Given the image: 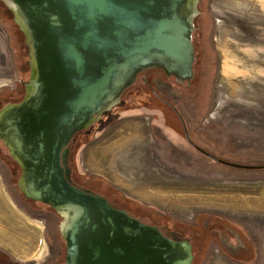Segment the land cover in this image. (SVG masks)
Wrapping results in <instances>:
<instances>
[{
  "label": "rangeland",
  "instance_id": "rangeland-1",
  "mask_svg": "<svg viewBox=\"0 0 264 264\" xmlns=\"http://www.w3.org/2000/svg\"><path fill=\"white\" fill-rule=\"evenodd\" d=\"M196 9L192 41L199 97L198 103L184 101L181 106L192 126L190 135L226 162L264 166V0H197ZM12 17L0 8L1 88L17 87L28 73L25 50L16 52V42L24 38L14 32ZM12 33L17 56L10 63ZM10 72L13 78H8ZM136 88L131 87L129 96L124 93L126 103L118 115L72 144L74 173L94 174L88 166V159L99 166L98 157L90 158L93 148L114 146L112 161L118 163L103 164L104 172L99 171H115L114 186L127 203L164 217L183 234L174 235L191 243L195 264H264V168L234 167L200 155L185 141L176 118L167 110L158 112ZM81 177L76 179L83 184L93 180ZM13 182L0 173V193L42 227L44 256L30 264H64L63 218L53 217V210L40 202H32L31 209L19 204L21 191ZM5 257L0 251V264H10Z\"/></svg>",
  "mask_w": 264,
  "mask_h": 264
},
{
  "label": "water",
  "instance_id": "water-1",
  "mask_svg": "<svg viewBox=\"0 0 264 264\" xmlns=\"http://www.w3.org/2000/svg\"><path fill=\"white\" fill-rule=\"evenodd\" d=\"M4 1L28 49L30 77L22 105H37L42 97L47 105V136L63 134L64 138L44 140V132L35 143L32 136L14 142L2 137L15 148L12 151L25 149L29 158L18 180L19 190L27 198L50 204L63 218L65 264H191L189 241L165 244L156 226L144 225L125 210L112 208L101 195L70 185L67 156L70 137L94 118L90 116L82 126L72 124L85 114L84 123L90 111L100 115L108 110L137 71L170 58L190 67L197 0H166L171 15L158 22L149 14L157 16L155 5L163 0ZM42 7L49 8L45 24L36 15ZM61 25L64 28L58 29ZM60 97L64 101L61 108ZM13 107L7 105L0 111L1 129ZM60 109L65 113L58 116ZM61 150L65 170L60 164ZM207 155L234 167H264L235 165Z\"/></svg>",
  "mask_w": 264,
  "mask_h": 264
},
{
  "label": "flooded vegetation",
  "instance_id": "flooded-vegetation-1",
  "mask_svg": "<svg viewBox=\"0 0 264 264\" xmlns=\"http://www.w3.org/2000/svg\"><path fill=\"white\" fill-rule=\"evenodd\" d=\"M155 6H156V10L158 11V15L154 16L153 14H149L152 21L158 22L159 20L169 18V16L171 15V12L169 10H167L169 4L166 2V0L161 1L160 4L156 3ZM0 8H1L2 12H4L6 15H8V16L11 14L13 15V11L11 10V8L7 5V3L4 0H0ZM45 13H49L48 7H46V8L42 7L41 9L36 10V15L37 16L39 15L38 20H39V22H42L43 24L46 23L45 22V18H46ZM164 15H166V16H164ZM36 19H37V17H36ZM136 22L138 23V21H136ZM63 25H65V24H63ZM70 26H72V25H70ZM63 28H64V26H62V25H61V27H58V29H63ZM15 31L20 33L24 38L23 33L17 27H15L14 32ZM14 34H16V33H12V37L14 39L13 43H11L12 40H11V35H10V41L11 42L9 43V51H8L9 52L8 55L10 58L9 62L11 63L12 57L17 56L18 51L20 52V50L23 48L25 50V53H26V58H25V61L23 62V66H24V69H25V66H27L26 69L28 70V73L26 74L27 77H24V78H26L25 80H24V78H21V80H19V84L17 87H11V88H1L0 87V111L7 105L14 106L8 112L7 123L5 124L3 129L0 128L2 130L0 132V133H2V134H0V173L3 175L9 174L10 177H13V179L15 180V183L13 182V184H14L13 187L14 186L18 187V180L24 172L23 167H27L29 165V158L26 157L25 149H23V152H19L17 150L12 151L15 148L13 147V149H11L6 144L2 135L4 137L8 138L10 142H14L17 140L25 141L27 139L26 137L32 136L34 143L37 142V138L42 139L41 138L42 132L45 133V136L43 138L44 140H47L50 136H47L48 130H47V126H46V120H48V118H47L48 114L45 112L46 107H47L46 101L41 97L39 99V104H37V105L33 104V103L29 104V105H27V104L22 105V102L24 100L25 93H26L25 83L29 80V77H30V68H29V63H28V49H27V46L25 44V39L22 42H20L18 40V42H19L18 43V42H16L17 39H15ZM6 36H7V38H9L8 34H6ZM8 42H9V39H8ZM14 42H16L17 46L19 47L18 50L16 51L17 53H15L11 49V47L17 48V46L14 45ZM192 43H193V41H192ZM193 50H194V59L191 62V65L189 68H188L187 64H183V63H181V61L175 60L174 58H170V60H167V59H164L162 61L157 60L156 62H154L155 63L154 66L147 67L144 69H140L139 71H137L135 78H134V81L130 85H128L127 87L122 89L120 96H119V99L117 100L115 105L112 107V109L109 108L108 110H103L102 112H100V115H97V113L90 111L88 114H86L87 120L84 123H82L83 122L82 118L84 117L85 114L82 115V117L80 119L81 121L76 120L75 123L72 124L73 127H74V125L75 126H79V125L82 126L88 122L90 116H92L94 118L87 125H85V127L81 128L80 130H77L70 137L69 144H68L67 168H69V170H70V172H69V177L71 180V182H69L70 185H72L76 188H80L82 190H88L90 192H94L98 195H101L104 198H106L107 203L112 208L117 209V210H125L127 215L130 218L135 219L136 221H139L140 223H142L144 225L156 226L160 236L164 240H166L165 244H169V242L180 243L183 240H187V239H181V238L175 237L174 234L179 233V231H176L172 226H170L169 221L164 220V217H156L155 214L150 213L147 210H146V212L140 211L139 208L142 209V207L136 205L135 203H127L123 199L124 197L122 199H120V198H118L119 197L118 195H117V197H113L107 193L99 192L93 188V184H89V183L83 184V183H80V181L78 182L76 179L77 178L76 172L74 173L73 168H72V163H71V159L73 157L71 146L76 141V139L81 140V139L85 138V135H87V133H89L92 129L96 128L99 124L103 123L108 118L110 119L112 116L118 115L120 113L118 110L121 109V107H123L124 104L126 103V100L122 98L124 93H127V95L129 96V92L132 90L131 87L134 86L135 84H137V88H136L137 90L136 91H138V90L144 91L147 98L150 101H153L157 105V107L159 109L158 112H160V111L163 112V111L167 110L168 113H170L171 115H173L176 118L177 126L181 129L182 135H183L185 141H187V143L192 148H194L200 155H203L206 157H209L207 154L212 155V153H210L205 148L201 147L198 144V142L193 140V137H191L190 128L192 126L185 119V116L183 113L184 111L181 108L184 101L189 102V103L191 102L190 104H193V102H194V104L196 102L198 103L197 99L199 97V94H197V92L195 93V89H196V85H197V78H196V71H197L196 70V62H197V60H196L195 45H193ZM26 69H25V71H26ZM76 74H73V75H74V77L78 78V75L76 76ZM13 75H14V72L8 73V78H10V77L13 78L14 77ZM64 100H65V97H64ZM62 104H64V101L62 100V97H60V99L58 101L59 108H61L60 106ZM144 107H146V105ZM60 110L58 112V116L60 115V112L65 113L64 110H62V109H60ZM56 123L58 125L60 124L59 121H56ZM56 123H55V125H56ZM194 125L200 128L199 123L195 122ZM4 131H6V133ZM56 131H57V128H56ZM59 131H60V128H59ZM186 134H187L189 140L186 138ZM50 138H53V140H55V141H57V140L61 141V140H63L64 136L62 134V136L60 138L56 137V136H54V137L51 136ZM11 144L14 145L13 143H11ZM62 150L59 153L61 166H63ZM209 158L212 159L211 157H209ZM212 160H214V159H212ZM216 162H218V161H216ZM41 165H40V167H41ZM63 168H64V166H63ZM64 170H65V168H64ZM79 174L84 175L85 177L92 180L90 177H88L87 174H85L83 172H81ZM20 195H21V197L17 196L19 204L23 203L28 209L33 208L32 202H34L35 204H37L36 202H40V204L45 205V207L51 208L53 210V212L50 211V213H52L53 217L56 218V216L59 215L51 207L50 204H47V203H44L41 201H36L34 199H31V198H27L23 195L22 192ZM25 206H23L24 209H27ZM35 207H36V205H35ZM142 210H145V209H142ZM36 212H39V211H36ZM38 215H39V213H38ZM42 220L44 222H48V221H46L45 218ZM108 228H111V227H108ZM166 229H170V231H167ZM174 231H175V233H174ZM178 235L183 237L182 236L183 234H181V233H179ZM64 241H65V256H66L67 243H66L65 239H64ZM191 252L193 255V246L191 247ZM194 260H195V258L193 255V260H192L191 264H195ZM64 264H65V262H64Z\"/></svg>",
  "mask_w": 264,
  "mask_h": 264
},
{
  "label": "crops",
  "instance_id": "crops-1",
  "mask_svg": "<svg viewBox=\"0 0 264 264\" xmlns=\"http://www.w3.org/2000/svg\"><path fill=\"white\" fill-rule=\"evenodd\" d=\"M114 148V146L109 144L102 148L97 146L94 147L93 153H95L92 155V157L90 156V158L98 157L99 166H94L90 161L91 159H88L89 168L96 171L94 174H91L87 171L82 172L87 173L92 177H104L103 179L106 180L105 182L121 194L118 188L114 186V184H116L118 181L116 172L112 170H106L108 172L102 173L99 171L104 170L103 164L114 166L116 163H118L117 161H112V151ZM103 158L104 160L108 161L104 162ZM137 164L142 168L145 167L144 161H140V163ZM108 166L105 167L111 168ZM136 199L139 200L138 198ZM25 211L26 210L24 209V212ZM44 249L45 242L42 236L41 225L39 226L36 220H33L27 211L26 214L23 213V211L17 209L11 201L6 200L0 193V251L6 256L5 260H3L10 262V264H14V262L30 264V261H34L39 257L44 256Z\"/></svg>",
  "mask_w": 264,
  "mask_h": 264
},
{
  "label": "trees",
  "instance_id": "trees-1",
  "mask_svg": "<svg viewBox=\"0 0 264 264\" xmlns=\"http://www.w3.org/2000/svg\"><path fill=\"white\" fill-rule=\"evenodd\" d=\"M261 168H264V167H261ZM81 176L82 175L78 174L77 177L80 178ZM83 178H85L87 180H90L87 177H81V180H83ZM92 179L93 180L89 181V183L93 184V188L94 189H99L97 191H100V192H103V193H107V194H109L110 196H113V197H117V195H118L119 196L118 198H120V199L123 198V196H120L121 194L117 190H115L114 188L110 187V185L108 183H106L104 180L100 179L99 177H92ZM14 264H21V263L14 262Z\"/></svg>",
  "mask_w": 264,
  "mask_h": 264
},
{
  "label": "bare ground",
  "instance_id": "bare-ground-1",
  "mask_svg": "<svg viewBox=\"0 0 264 264\" xmlns=\"http://www.w3.org/2000/svg\"><path fill=\"white\" fill-rule=\"evenodd\" d=\"M114 103H115V102H114ZM114 103H113V104H114ZM113 104H112V105H113ZM112 105H110V107H111ZM110 107H108V108H110Z\"/></svg>",
  "mask_w": 264,
  "mask_h": 264
}]
</instances>
